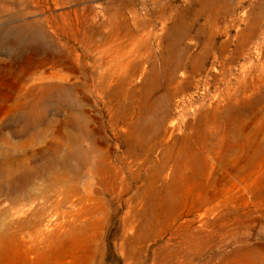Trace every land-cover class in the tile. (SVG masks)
<instances>
[{
	"label": "rangeland",
	"instance_id": "obj_1",
	"mask_svg": "<svg viewBox=\"0 0 264 264\" xmlns=\"http://www.w3.org/2000/svg\"><path fill=\"white\" fill-rule=\"evenodd\" d=\"M22 221L39 264H264V0H0V227Z\"/></svg>",
	"mask_w": 264,
	"mask_h": 264
},
{
	"label": "bare ground",
	"instance_id": "obj_2",
	"mask_svg": "<svg viewBox=\"0 0 264 264\" xmlns=\"http://www.w3.org/2000/svg\"><path fill=\"white\" fill-rule=\"evenodd\" d=\"M189 33H190L189 27L183 26L182 24L179 23V25L175 27V29L173 30L174 37L172 38V40L177 38L178 41H180L185 36H187ZM184 53H186V49L184 50ZM203 53H204V48L196 55V57L190 58L188 73L189 74L192 73L191 76H193L194 73L196 74L197 71H201L202 66H203L202 65L203 64ZM186 58H188V56H186ZM166 66L168 67L166 70L169 73L170 82L172 86H174L173 85L174 83L176 85L179 82V79L175 75L176 70L180 69L182 67V64H180V61H176V62L166 61ZM176 79L177 81L175 82ZM188 83H189L188 81H185V84H188ZM132 98L133 97H131V99ZM160 102H163V107L167 106L169 104V96L167 95L162 96V100H160ZM157 118H158L157 121H149V122L153 126L152 131H153L154 140H157V142L155 141V144L157 143L159 145L160 143L165 142V140L170 136L171 134L170 128L173 126V121H169L171 119V116L168 110L167 109L165 110V108L161 110V113L157 116ZM145 122L146 121H137L136 125L132 126L130 134H127V136L125 137V141L127 143H131V141L136 140L137 128L140 125H144L147 123ZM210 128H213V126H210ZM211 131H212L211 129L206 130L205 128H203L202 131H200L199 136L197 137L198 138L197 141L200 142L198 146L194 144V141H192V137H184L180 142L181 146L178 150L179 155L183 158L182 160H184L186 163H189V162L195 163L196 159H198L199 156L202 155L203 149L209 144V141H212L210 146H213V144L216 141L211 139L212 138ZM158 145H156V147ZM159 165L158 166L160 168V171H162L164 169L163 168L164 163H160ZM166 167H167V164H166ZM94 172H95V175H97V180L100 182V171L97 165L95 166ZM200 206L202 207V205ZM35 224H38V223H33L30 221H22V222H19L16 226L13 223H8L6 226L2 228L0 227V264H39L40 262L39 257L45 254V249L50 248L52 246L53 240L51 238L42 239V238H39V235L34 234L32 231H33V228L35 227ZM23 231H26L27 239H25L21 235L22 233L20 232H23ZM5 250L9 253L8 257L3 256V253L5 252ZM15 252H16V256L13 257V254ZM193 252L194 251L188 252L187 255L184 257V261L183 260L182 261L185 262V264H194V260L199 258L200 253H193ZM30 255L32 256L35 255V257L37 258L34 260L30 257ZM66 257L67 256L65 253L62 254L61 257H59L58 262L59 263L64 262ZM206 261L207 262L202 263V264L210 263V259Z\"/></svg>",
	"mask_w": 264,
	"mask_h": 264
}]
</instances>
